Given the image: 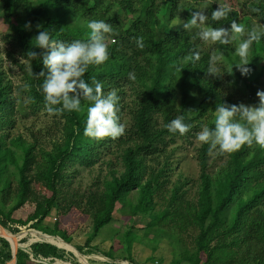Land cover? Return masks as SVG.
Listing matches in <instances>:
<instances>
[{
	"label": "trees",
	"instance_id": "16d2710c",
	"mask_svg": "<svg viewBox=\"0 0 264 264\" xmlns=\"http://www.w3.org/2000/svg\"><path fill=\"white\" fill-rule=\"evenodd\" d=\"M156 1L0 0L2 17L11 28L5 36L11 37V43L29 64V69L24 70L26 87L21 92L26 95V106L32 113L47 110V107L61 108L63 104L61 100L60 104L47 106L44 101L42 85L49 78L50 70L43 59L52 49L36 46L39 33L47 31L54 44L63 43L68 47L77 41L91 43L87 27L91 20L112 26L111 32L100 34L108 50V60L100 65H89L81 77L75 78L77 84L83 79L93 88L91 95L86 96L76 87L67 95L69 99L79 100L80 110L54 111L64 120L63 142L51 152L36 155L34 147L26 146L20 139L10 140L7 145L6 131L13 127L14 118L20 114L24 103L22 98L12 95L0 71L1 192L10 190L7 178L10 168L19 178L17 203L5 215V220L0 219V226L6 229L8 224H13L11 214L28 199L36 198L32 184L46 191L27 218L17 222L21 227L32 223L30 228L36 230L28 232L27 243L18 242L20 249L28 251L30 248L34 257L62 259L53 242L31 241L32 236L41 232L71 245L73 234L87 221L92 228L86 241L89 245L99 231L111 223L116 206L124 204L132 191L138 193L137 204L131 206L132 215H150L153 197L162 187L159 178L163 171L155 174L145 165L146 157L161 153L167 139L181 138L196 131L197 120L206 112L215 113L221 105L228 109L234 106L230 100L221 98V78L212 68L211 54L198 44L200 30L188 24L194 17L191 4L211 0H186L180 7L177 0ZM135 4L138 9H134ZM247 9L249 18L264 24L263 0L250 3ZM180 10L184 13L182 21ZM214 11L216 7L210 6L204 15L208 29L224 30L225 43L214 41L221 49L228 33L232 32L233 22L246 28L248 39L249 34L255 32L249 18L240 21L237 12L227 11L226 16L214 19ZM124 14L134 15L128 24L121 23ZM26 24L30 27L25 28ZM186 24L189 26L185 27ZM256 34L258 40L251 43L253 55L264 46V33ZM138 38H142L139 41L142 47L138 45ZM95 83L103 85L105 96L115 90L117 124L122 125L125 116L130 118L131 125L121 136L96 140L84 135L87 109L96 95ZM126 90L134 98L131 104H125ZM236 114L239 112L233 115L232 122H238ZM177 117H183L189 125V131L183 135L167 130V124ZM215 118L216 113L207 124L209 131H214ZM240 123L246 122L241 119ZM112 146L123 150V174L97 183L95 190L81 193L74 188L72 180L78 175L76 168L94 167L100 159L111 154ZM210 147L211 142L203 144L200 152V188L196 204L185 203L182 194L175 190L169 204L176 206L173 211L165 210L154 216L146 227L167 222L181 232L188 228L198 229L194 251L171 264H264V148L255 143L245 144L227 153V161L212 176L206 164ZM53 210L56 214L53 226L42 227L41 223ZM1 227L0 232L14 246L26 235L10 237ZM0 245L9 250L7 257L11 259L9 243L0 238ZM16 264L35 263L29 260L27 253L18 250Z\"/></svg>",
	"mask_w": 264,
	"mask_h": 264
},
{
	"label": "rangeland",
	"instance_id": "374dc122",
	"mask_svg": "<svg viewBox=\"0 0 264 264\" xmlns=\"http://www.w3.org/2000/svg\"><path fill=\"white\" fill-rule=\"evenodd\" d=\"M164 1L167 0H157L156 3ZM257 1L259 0H211L207 3L191 4V8L193 16L199 14L204 17L205 10L210 6H215L216 10L228 9V11L237 12L240 21H242L249 18L248 5ZM177 2L180 7L187 1L177 0ZM134 9H138V5L135 4ZM183 15V10H180V21H182ZM133 16L132 14H124L121 17V23L128 24ZM249 19L256 33H264V24L255 18ZM188 24L194 25L200 30L197 38L198 44L202 50L211 54L212 68L215 74L221 78V98L230 100L238 109L241 105L246 108L258 107L260 101L257 92H264V46L257 55H253L250 45L247 56L241 58L237 54V49L242 41L248 40V32L244 26L241 25L244 28L242 33L229 32L226 44L221 49L213 40L204 39L202 36L204 31L209 30L206 17L203 21L197 17L195 24L189 22ZM10 31L9 23L3 19L0 10V71L4 75L5 83L10 85L12 95L22 98L24 103L20 114L14 118L13 127L6 131L8 136L6 143L9 146L10 140L20 139L26 146L32 145L36 155L43 151L51 152L63 142L62 127L64 120L57 116L54 111L42 110L38 113H32L27 108L26 95L21 91L26 87L24 70L29 69V64L21 58L15 45L11 43V37L5 36ZM243 59H246L248 63H242ZM245 68L249 69L247 73L243 72ZM258 78L256 86H253ZM133 100L131 92L126 90L125 104H131ZM214 115L215 113L211 111L206 112L202 118L197 120L196 131L181 138L167 139V144L161 153L153 157H146L145 165L155 174H160V171H163L159 178L162 187L153 197V209L150 215H132L131 206H135L138 200V193L132 191L125 198L124 204L116 206L111 223L103 227L89 245H86L87 239L92 234L89 221L82 224L73 234L71 245L64 243L57 237L45 236L39 232L32 236L31 241L33 239L34 241L49 240L53 242L60 255L66 256L69 261H72V264H88L87 257L90 260L94 259L93 255L100 258L109 256L118 260L116 262L119 263H121V259H128L130 262L127 264H171L173 261L191 254L194 251V239L198 235L197 228H188L185 232H181L167 222L159 223L151 228L146 226L154 216L165 210L173 211L176 206H169V204L175 190L179 192V195L182 194V200L185 203L196 204L200 188L199 157L203 145L196 139V136L207 127L210 118ZM241 116L240 112L235 115L238 122L241 121ZM130 125V118L125 116L122 126L124 129H128ZM109 151L111 154L100 159L94 167L90 169L76 168L78 175L72 180L74 188H77L81 193L90 189L95 190L96 185L101 184L102 181L123 174L124 168L121 161L123 150L112 146ZM227 159V152L220 151L218 146H211L206 154L207 172L214 176ZM7 178L10 183V190L1 192L3 184H0V219L3 220L17 203L19 178L13 168L9 169ZM32 188L36 192V198L28 199L23 206L14 211L11 214L14 223L8 224L5 229L16 237L26 233L23 238L18 239L20 244L27 243L29 240L28 232L36 230L30 228L32 223L21 227L17 222L24 221L33 211L35 204L41 201L46 193L34 184H32ZM55 219L56 214L53 210L41 223L42 227L51 228ZM0 235L4 236L2 232ZM11 251L10 247V253ZM7 253L9 254V250L0 245V264H12Z\"/></svg>",
	"mask_w": 264,
	"mask_h": 264
},
{
	"label": "clouds",
	"instance_id": "9594fccd",
	"mask_svg": "<svg viewBox=\"0 0 264 264\" xmlns=\"http://www.w3.org/2000/svg\"><path fill=\"white\" fill-rule=\"evenodd\" d=\"M228 9H218L213 12L214 19H220L226 16ZM197 17L203 21L204 16L197 14L191 20V24H195ZM189 25L186 24L185 27ZM30 27L26 24L25 28ZM90 30L89 38L91 43L83 44L74 42L68 47L63 43L54 44L50 40L47 31H41L36 37V46L40 48H51L52 51L44 57L43 64L50 70V76L42 85V93L47 106L57 105L63 101L62 107L53 109L47 107V111L64 112V111H79V100L69 99L68 93L74 88L82 89L86 96H90L93 88L89 87L83 79H80L77 84L75 77H81L89 65H100L109 58L108 50L105 43L102 42L101 33H109L112 31V26L109 23L99 20H91L87 24ZM231 29L234 33H242L244 28L241 25L232 23ZM225 35L223 29H209L202 33L204 39L220 41L225 43L222 37ZM258 35L255 32L249 34V39L242 41L237 49V54L244 58L248 54V49L253 41L258 40ZM142 38H138L139 41ZM34 56L35 53H30ZM198 58V56H197ZM242 63L247 64L246 59ZM249 69H243L247 73ZM134 79V77H132ZM71 81V82H70ZM103 85L95 83L96 95L92 97L93 103L87 109V120L84 128V135L96 140L105 137H118L124 132V127L117 124L116 104L118 97L115 90L107 94L102 93ZM257 97L260 101L258 107H244L241 105L239 109L235 106L230 109L225 106H219L215 113L214 131H209L205 128L201 131L196 139L201 144H209L218 146L220 151L231 153L239 150L245 144L252 145L253 143L264 148V92H257ZM239 111L242 114V120L246 123L232 122L233 115ZM167 130L170 133H179L183 135L189 131V125L184 122L183 117H177L167 124Z\"/></svg>",
	"mask_w": 264,
	"mask_h": 264
},
{
	"label": "crops",
	"instance_id": "0c3cea01",
	"mask_svg": "<svg viewBox=\"0 0 264 264\" xmlns=\"http://www.w3.org/2000/svg\"><path fill=\"white\" fill-rule=\"evenodd\" d=\"M38 232V231H37ZM39 233H41V232H39ZM45 235V234H44ZM31 246V245H30ZM20 248H22V247H20ZM19 250H21V251H23V252H25V253H29V252H31V250H30V248H29V250L28 251H25V250H23V249H19ZM80 257V256H79ZM93 258L94 259H88V257H87V263L88 264H127V263H129L130 261H128L127 259H121L120 260V262L121 263H119V262H116V261H118V260H116V259H112L111 257H109V256H103V258H100V257H98V256H95V255H93ZM56 263H54V264H72V261H69V259L66 257V256H62V259H53ZM91 262V263H90ZM11 263V262H10ZM50 264H53V263H50ZM81 264V263H80Z\"/></svg>",
	"mask_w": 264,
	"mask_h": 264
},
{
	"label": "water",
	"instance_id": "95a60500",
	"mask_svg": "<svg viewBox=\"0 0 264 264\" xmlns=\"http://www.w3.org/2000/svg\"><path fill=\"white\" fill-rule=\"evenodd\" d=\"M1 227V226H0ZM1 229L3 230V231H6L4 228H2L1 227ZM7 236V235H6ZM9 236L10 237H14V238H16V236L15 235H12L11 233H9ZM46 236V235H45ZM0 237L2 238V239H4L5 241H7L8 243H9V245H10V247H11V262H12V264H16V255H17V252H18V250L20 249L19 247H18V241H17V243H16V245L14 246V245H12L9 241H8V239L5 237V236H1L0 235ZM48 244V243H47ZM32 245V244H31Z\"/></svg>",
	"mask_w": 264,
	"mask_h": 264
},
{
	"label": "built area",
	"instance_id": "2783aa9c",
	"mask_svg": "<svg viewBox=\"0 0 264 264\" xmlns=\"http://www.w3.org/2000/svg\"><path fill=\"white\" fill-rule=\"evenodd\" d=\"M29 260L35 264H50V262L54 261L52 258L44 259L41 257H34L32 253H28Z\"/></svg>",
	"mask_w": 264,
	"mask_h": 264
}]
</instances>
